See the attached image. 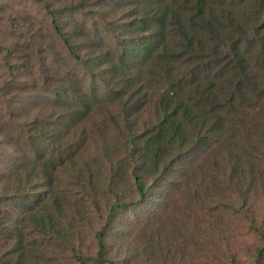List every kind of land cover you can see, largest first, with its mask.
Here are the masks:
<instances>
[{"label":"trees","instance_id":"1","mask_svg":"<svg viewBox=\"0 0 264 264\" xmlns=\"http://www.w3.org/2000/svg\"><path fill=\"white\" fill-rule=\"evenodd\" d=\"M28 1L0 0V264H115L161 182L200 224L251 162L226 117L264 96V0Z\"/></svg>","mask_w":264,"mask_h":264},{"label":"rangeland","instance_id":"2","mask_svg":"<svg viewBox=\"0 0 264 264\" xmlns=\"http://www.w3.org/2000/svg\"><path fill=\"white\" fill-rule=\"evenodd\" d=\"M9 1L15 3V10L23 16L36 11L28 0ZM261 74L263 85L264 72ZM263 115L264 96L258 94L229 109L226 134L237 133L233 140L229 138V143L240 142L243 158L251 162L246 163L242 176L234 179L233 184L229 170L219 172L217 182L229 181L230 186L219 205L213 196L212 214L194 210L200 224H196L194 213L188 209L185 214L182 212L184 202L178 197V191L168 210L163 209L166 182L153 186L152 192L160 191L156 197L136 207L120 209L115 228L125 235L116 243L115 264H264V248L257 254V250L264 247L258 233V230L264 233V146H256L264 142L261 136V132L264 134ZM105 212L103 204L90 210L94 229L101 225ZM87 245L88 242L84 249Z\"/></svg>","mask_w":264,"mask_h":264}]
</instances>
